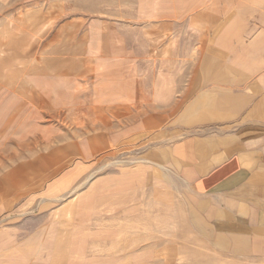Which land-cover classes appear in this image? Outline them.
Wrapping results in <instances>:
<instances>
[{
    "label": "crops",
    "instance_id": "obj_1",
    "mask_svg": "<svg viewBox=\"0 0 264 264\" xmlns=\"http://www.w3.org/2000/svg\"><path fill=\"white\" fill-rule=\"evenodd\" d=\"M98 8L73 16L83 19L76 35L85 41L68 72L39 75L31 127L55 143L59 125L40 121L67 110L93 115L84 138L65 142L90 154L130 139L157 143L161 166L194 197L213 251L264 258V0H107ZM140 32L144 49L133 39ZM30 128L21 126L20 140ZM155 176L144 165L90 176L73 205L65 264H156L154 219L148 205L142 221L141 207L142 196L154 197ZM43 240L0 235V264H28L21 242L43 264Z\"/></svg>",
    "mask_w": 264,
    "mask_h": 264
},
{
    "label": "rangeland",
    "instance_id": "obj_2",
    "mask_svg": "<svg viewBox=\"0 0 264 264\" xmlns=\"http://www.w3.org/2000/svg\"><path fill=\"white\" fill-rule=\"evenodd\" d=\"M106 1L0 0V235L30 241V236L39 234L44 239L39 244L43 264H65L73 205L88 178L144 165L156 175L154 197L151 191L149 197L147 193L141 197L142 221L147 222L149 205L155 223L156 264H264V258L240 259L213 251L206 233H201L194 197L168 165L161 166L164 156L153 151L157 143L130 139L122 147L94 146L90 154L84 143L65 142L84 138L93 115L67 110L40 121L59 125L60 140L52 139L55 143L50 131L40 137L31 127L36 124L30 113L39 104L35 86L39 75H65L82 55L85 38L76 34L83 19L73 18L74 14L98 10ZM133 39L141 49L148 43L144 32ZM21 126L31 127L22 140ZM52 155L59 157L58 163H52ZM148 159L157 164L149 165ZM75 166L80 167L76 177L68 178L67 169ZM197 233L203 241L197 240ZM53 236L59 237V245L51 243ZM21 243L27 247L28 264H35L30 258L33 245Z\"/></svg>",
    "mask_w": 264,
    "mask_h": 264
}]
</instances>
